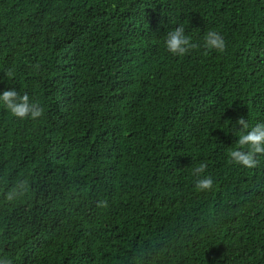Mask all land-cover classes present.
Listing matches in <instances>:
<instances>
[{"label":"trees","instance_id":"obj_1","mask_svg":"<svg viewBox=\"0 0 264 264\" xmlns=\"http://www.w3.org/2000/svg\"><path fill=\"white\" fill-rule=\"evenodd\" d=\"M177 24L183 57L163 44ZM9 88L41 115L0 104V258L264 264V154L228 157L236 119L264 122V0H0Z\"/></svg>","mask_w":264,"mask_h":264},{"label":"clouds","instance_id":"obj_2","mask_svg":"<svg viewBox=\"0 0 264 264\" xmlns=\"http://www.w3.org/2000/svg\"><path fill=\"white\" fill-rule=\"evenodd\" d=\"M164 47L168 53L176 57H183L197 45L192 43L189 36L185 34L183 24H177L170 28L163 40ZM202 46L205 50L222 52L225 41L222 35L215 30H208L203 35ZM8 75H12L11 72ZM0 104L5 106L10 113L19 119L26 117L37 118L41 115L39 106L32 102L27 94L20 95L14 89L0 91ZM238 125L237 147L228 151L229 160L235 164L246 167H254L256 155L264 154V122H257L250 125L245 118L240 117L234 122ZM206 164L201 162L192 169L196 177L194 188L197 191H205L213 186V179L205 175ZM19 194V189H13L7 193V198L12 200ZM0 264H10V261L0 258Z\"/></svg>","mask_w":264,"mask_h":264}]
</instances>
